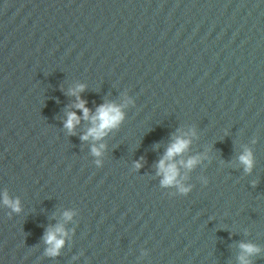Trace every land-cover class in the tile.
I'll return each mask as SVG.
<instances>
[{
  "label": "water",
  "instance_id": "obj_1",
  "mask_svg": "<svg viewBox=\"0 0 264 264\" xmlns=\"http://www.w3.org/2000/svg\"><path fill=\"white\" fill-rule=\"evenodd\" d=\"M59 180L66 264H264V0H23ZM124 119L99 141L74 107ZM68 112L81 117L70 134ZM174 158L187 193L162 186ZM101 155L92 153L93 146ZM249 150L251 171L239 157ZM198 156L191 169L179 164ZM139 162L141 167L137 168ZM71 212V219L64 213Z\"/></svg>",
  "mask_w": 264,
  "mask_h": 264
},
{
  "label": "clouds",
  "instance_id": "obj_2",
  "mask_svg": "<svg viewBox=\"0 0 264 264\" xmlns=\"http://www.w3.org/2000/svg\"><path fill=\"white\" fill-rule=\"evenodd\" d=\"M85 86L80 84L75 88L70 90V95L77 97V102L74 107L79 109L83 113V119L90 120L92 126L87 130V132L81 136V140H101L108 131L113 128L118 127V125L124 119V114L121 110V106L114 103H105L97 107L95 114L90 116V109L86 107L87 102L80 98L79 93L84 91ZM81 117L77 116L75 112H68L67 119L64 122V127L69 131L70 134H74L73 130L77 124L80 123ZM191 143L190 139L184 138V136H176L173 142L168 146L163 157L158 161V175H161L163 179L161 180L162 186H177L179 191L182 193H187L188 188L181 184L180 180L177 179L179 176V168L174 158L185 153ZM104 147L103 144L99 148L93 146L92 153L95 156L101 155V149ZM199 157H190L187 161L180 160L179 164L183 165L185 168L191 170L198 162ZM239 160L241 164L244 165L245 171H251L253 166L252 153L249 150H245L243 154L240 155ZM136 167L139 168L141 165L137 162ZM3 203L12 208L13 211L19 212V200H12L8 197L7 193L3 194ZM72 213L65 212V219H71ZM67 235L62 224H58L55 228H49L45 234V243L49 246L47 248V255L56 256L59 254L60 249L64 245V237ZM241 255L239 256L240 264H251L249 257L260 252V248L251 243H241L240 244Z\"/></svg>",
  "mask_w": 264,
  "mask_h": 264
}]
</instances>
